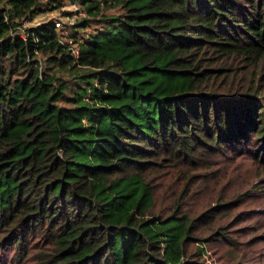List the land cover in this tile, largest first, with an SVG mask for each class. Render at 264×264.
Segmentation results:
<instances>
[{"label":"trees","instance_id":"1","mask_svg":"<svg viewBox=\"0 0 264 264\" xmlns=\"http://www.w3.org/2000/svg\"><path fill=\"white\" fill-rule=\"evenodd\" d=\"M61 1L0 0V251L209 264L189 246L234 202L190 215L183 185L161 214L158 188L252 137L264 160V95L214 84L231 56L264 63V0H71L85 15L66 29L23 26Z\"/></svg>","mask_w":264,"mask_h":264},{"label":"rangeland","instance_id":"2","mask_svg":"<svg viewBox=\"0 0 264 264\" xmlns=\"http://www.w3.org/2000/svg\"><path fill=\"white\" fill-rule=\"evenodd\" d=\"M62 11H73L74 15L68 18ZM83 15L71 0H62L58 8L48 9L23 26L54 20L59 23L57 28L66 29ZM230 58L225 65V61L220 62L225 71L217 74L214 84L224 92L244 89L264 95V63ZM257 147L252 137L250 144H244L243 155H216L189 167H170L163 174L170 187L167 192L158 188L156 210L161 214L169 212L183 185L188 188L183 207L190 215L215 204L234 202V208L200 228L189 246L191 252L201 248V257L209 264H264V160L253 154ZM0 264L14 263L8 253L0 251Z\"/></svg>","mask_w":264,"mask_h":264},{"label":"built area","instance_id":"3","mask_svg":"<svg viewBox=\"0 0 264 264\" xmlns=\"http://www.w3.org/2000/svg\"><path fill=\"white\" fill-rule=\"evenodd\" d=\"M55 26L58 27L59 26V23H55ZM68 44L71 45V49H70L71 54L75 56L77 54V46H76V44L71 43V41H68Z\"/></svg>","mask_w":264,"mask_h":264}]
</instances>
